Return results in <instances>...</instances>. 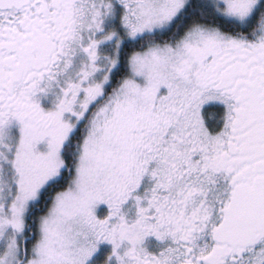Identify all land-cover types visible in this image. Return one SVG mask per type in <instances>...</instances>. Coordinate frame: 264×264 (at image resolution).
I'll return each mask as SVG.
<instances>
[{
  "label": "snow or ice",
  "instance_id": "6c2138e0",
  "mask_svg": "<svg viewBox=\"0 0 264 264\" xmlns=\"http://www.w3.org/2000/svg\"><path fill=\"white\" fill-rule=\"evenodd\" d=\"M0 264H264V0H0Z\"/></svg>",
  "mask_w": 264,
  "mask_h": 264
}]
</instances>
